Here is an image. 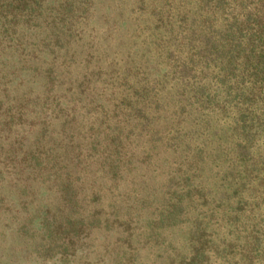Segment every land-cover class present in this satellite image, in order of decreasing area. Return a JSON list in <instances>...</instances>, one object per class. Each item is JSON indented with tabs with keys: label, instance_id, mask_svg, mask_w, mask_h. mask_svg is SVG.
Returning <instances> with one entry per match:
<instances>
[{
	"label": "rangeland",
	"instance_id": "374dc122",
	"mask_svg": "<svg viewBox=\"0 0 264 264\" xmlns=\"http://www.w3.org/2000/svg\"><path fill=\"white\" fill-rule=\"evenodd\" d=\"M69 1L53 0V4ZM189 1L89 0L83 11L71 12L68 9H75L76 1L59 17L55 11L43 10L39 18L43 33L19 28L13 44L3 46L0 264H175L174 252L187 254L189 224L162 229L157 245L146 241L143 222L157 209H171L165 186L169 178L183 174L193 176L192 184L207 190L214 201L211 208L201 209L206 216L213 211L207 230L213 243L243 241L245 231L264 216L262 187L257 186L260 177L244 176L232 155L230 119L203 101L182 106L183 84L164 57L166 48L156 45L157 37H168L169 30L179 40L176 9L194 10ZM57 35L61 39L55 46ZM170 45L179 54V42ZM205 85L211 97H223V88ZM131 87L148 91L151 126L145 129L135 127L126 106L113 108L124 95L130 98ZM99 124L104 130L121 125L128 135L123 150L130 172L119 173L115 188H108L103 146L91 147ZM31 151L39 154L41 164L33 173L27 167ZM78 151L89 186H105L100 203L88 212L104 220L111 219L116 209L120 220L130 218V248L121 243L119 231L100 229L91 233L86 250L66 261L46 263L34 258L30 242L15 233L27 215L16 207L14 197L25 188L32 205L50 202L52 181L47 174L54 167L70 165ZM251 151L254 156L264 154L261 134ZM141 200H149L152 207L142 208ZM186 215L190 220L196 212L188 210ZM262 260L257 264H264ZM209 264L226 263L210 255Z\"/></svg>",
	"mask_w": 264,
	"mask_h": 264
},
{
	"label": "trees",
	"instance_id": "16d2710c",
	"mask_svg": "<svg viewBox=\"0 0 264 264\" xmlns=\"http://www.w3.org/2000/svg\"><path fill=\"white\" fill-rule=\"evenodd\" d=\"M76 1L79 4L75 9L69 8L71 12L83 11L89 2L70 0L63 6H55L53 0H0V62L5 60L1 56L3 46L13 44L17 29L41 34L39 18L43 16V10L48 13L55 11L59 17ZM189 3L194 10L187 11L180 6L176 9L179 40L172 37L173 32L169 30L168 37H157L156 45L166 48L164 57L170 59L175 76L183 84L179 103L183 106L187 101H203L207 106H215L223 118L230 119L234 160L244 176L260 177L257 186L262 187L260 195L264 197V154L254 156L251 151L258 135L264 138V0H190ZM189 12H192L191 18L187 16ZM153 16L158 19L159 13L155 12ZM56 20L51 18V22ZM55 39L56 46L61 38L57 35ZM175 41L179 42V54L176 55L170 50V44ZM207 82L224 89H221L224 91L221 99L206 93ZM128 93L130 98L124 95L113 108L126 106L127 116L133 119L135 127L151 126V118L146 112L148 91L131 87ZM102 127L99 124L94 129L91 147L103 146L101 157L108 188H115L119 173L130 172L123 150V141L128 139V135L118 124L106 127L107 130ZM27 156V167L33 173L41 166L39 154L31 151ZM80 156V152H76L70 165L54 167L47 174L52 181L50 202L32 205L25 198V188H21V193L14 197L16 207L27 215L17 225L15 233L30 242V253L43 262L73 258L86 250L89 236L100 229L119 231L121 243L130 248V218L120 220L116 209H113L111 219L104 220L88 212V208L100 203L105 186H89ZM192 178L189 174L169 178L165 188L173 204L171 209H157L143 222L146 241L158 245L159 231L188 223V251L186 255L174 252L175 264H209L210 255L226 264H257L264 259V216L251 226V230L245 231L243 241L213 243L207 232L213 211L209 210V216H206L201 209L211 208L214 201L207 190L192 184ZM139 204L142 208L152 207L149 200H141ZM188 210L196 212L190 220L186 215Z\"/></svg>",
	"mask_w": 264,
	"mask_h": 264
}]
</instances>
